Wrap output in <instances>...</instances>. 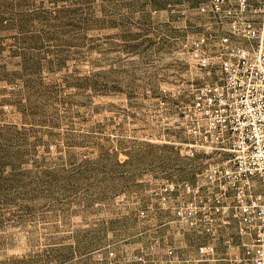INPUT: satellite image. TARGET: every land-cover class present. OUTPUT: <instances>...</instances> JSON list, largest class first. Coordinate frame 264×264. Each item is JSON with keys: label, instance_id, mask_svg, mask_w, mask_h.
I'll return each mask as SVG.
<instances>
[{"label": "rangeland", "instance_id": "rangeland-1", "mask_svg": "<svg viewBox=\"0 0 264 264\" xmlns=\"http://www.w3.org/2000/svg\"><path fill=\"white\" fill-rule=\"evenodd\" d=\"M196 4L0 0V264H153L132 192L197 166L154 120Z\"/></svg>", "mask_w": 264, "mask_h": 264}, {"label": "built area", "instance_id": "built-area-1", "mask_svg": "<svg viewBox=\"0 0 264 264\" xmlns=\"http://www.w3.org/2000/svg\"><path fill=\"white\" fill-rule=\"evenodd\" d=\"M196 5L182 43L193 72L158 89L154 120L177 133L197 166L177 179L151 173L132 192L137 221L159 217L140 256L153 264H264V0Z\"/></svg>", "mask_w": 264, "mask_h": 264}, {"label": "bare ground", "instance_id": "bare-ground-1", "mask_svg": "<svg viewBox=\"0 0 264 264\" xmlns=\"http://www.w3.org/2000/svg\"><path fill=\"white\" fill-rule=\"evenodd\" d=\"M186 61L190 62L189 58L188 57H185ZM190 67L193 69V65L190 64ZM179 144V143H178Z\"/></svg>", "mask_w": 264, "mask_h": 264}]
</instances>
